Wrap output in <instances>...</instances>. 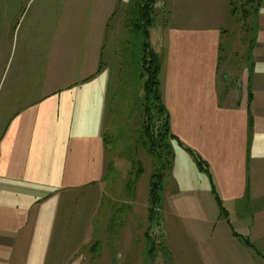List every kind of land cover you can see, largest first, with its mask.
I'll return each mask as SVG.
<instances>
[{"label": "crops", "instance_id": "crops-1", "mask_svg": "<svg viewBox=\"0 0 264 264\" xmlns=\"http://www.w3.org/2000/svg\"><path fill=\"white\" fill-rule=\"evenodd\" d=\"M68 1L59 10L45 4L29 20L24 13L14 26L23 0H0V264H67L84 193L99 192L105 178L115 79L113 55L106 62L105 54L111 35L128 31L130 0H80L76 9ZM228 4L209 0L201 25L171 29L162 46L171 132L209 163L215 185L175 145L174 172L182 166L190 175H178L190 197L178 203L185 212L175 208L212 264H264V0L236 87L228 74L219 77ZM199 193L215 214L209 242L198 224L208 221Z\"/></svg>", "mask_w": 264, "mask_h": 264}, {"label": "rangeland", "instance_id": "rangeland-1", "mask_svg": "<svg viewBox=\"0 0 264 264\" xmlns=\"http://www.w3.org/2000/svg\"><path fill=\"white\" fill-rule=\"evenodd\" d=\"M29 2L23 0L12 17L14 26L23 22L21 16L24 13V18L29 20L45 4L49 10H59L64 0ZM259 3L260 0H229L227 5V17L222 25L219 77L231 76L233 80L228 86L236 87L240 71L249 66L247 62L257 38L258 19L254 14L260 11L263 1L260 9ZM208 4L209 0H130L125 8L122 25L128 31L111 35L105 54L106 62L108 56L113 55L109 60H112L110 65L114 64L115 72L106 174L100 191L96 194L85 192L84 209L81 213L80 206L77 209L66 246L64 244L68 247L67 264L213 263L211 257L190 239L185 213L175 208L176 204L180 206L178 203L190 197V193L183 192L178 175L181 179H189L190 175L182 166L174 172V149L179 144L164 134L165 115L158 110L161 105L156 94L147 93L148 75L143 69L148 50L151 53L154 49L161 63L167 33L173 28L201 25L198 19ZM82 6L80 0L73 1V8ZM57 16L48 18L60 22ZM143 17L149 20L148 25L143 23ZM113 40H116L115 46ZM224 87L223 81L219 80V88ZM148 128L154 141L153 150ZM155 186H158L156 200L152 197ZM198 195L207 207L208 195ZM180 207L183 209L182 205ZM212 212L207 207L203 216L208 221L198 222L208 242L211 220L215 216ZM82 223L83 233L80 230L81 234L76 236ZM58 244L60 246L58 241L54 242L51 258L59 250Z\"/></svg>", "mask_w": 264, "mask_h": 264}, {"label": "trees", "instance_id": "trees-1", "mask_svg": "<svg viewBox=\"0 0 264 264\" xmlns=\"http://www.w3.org/2000/svg\"><path fill=\"white\" fill-rule=\"evenodd\" d=\"M262 1L263 0H260L259 9L262 5ZM258 13H259V11H257L254 14L255 18H257ZM142 21H143V23H145L147 25L149 23V20H146L145 17H143ZM146 35H147V32H146L145 36ZM146 56H148V58H150V59L145 58L143 60V69H144V72H146V74L148 75L146 90H147L148 95L155 93L157 100L160 101L161 110L160 109H158V110L161 113H164V115H165V118H164V127H165L164 134H165V136H167V138H172L173 140H176V142L179 145H181L190 154V156L193 158L198 170L201 173L205 174L209 178V180L212 183L213 190L215 191V188H214L215 185L213 183V175H212L209 163L206 160H204L203 157H201V155H199L197 152H195L192 149H189L187 147H184L183 144L179 141V139L172 134L171 124H170V114H169V112L165 106V103L163 101V96L161 94L160 79H159V74L161 71V63L159 62L158 57H157L154 49H152L151 53L148 50V54ZM151 65H152V67H151ZM147 135L149 138V142L151 143V150H153L154 141L151 140L152 137H151V133H150L149 128L147 129ZM165 140H168V139H165ZM165 140L162 142H165ZM157 155H158V157L160 156L158 151H157ZM154 188L155 189L152 190V197L154 200H156L158 186L157 187L155 186ZM217 201L219 203L221 210L224 211V208L222 206V201L218 197H217Z\"/></svg>", "mask_w": 264, "mask_h": 264}]
</instances>
